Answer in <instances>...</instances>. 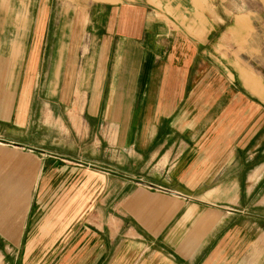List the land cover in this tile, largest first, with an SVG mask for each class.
Here are the masks:
<instances>
[{"label":"crops","instance_id":"obj_1","mask_svg":"<svg viewBox=\"0 0 264 264\" xmlns=\"http://www.w3.org/2000/svg\"><path fill=\"white\" fill-rule=\"evenodd\" d=\"M189 7L0 0V264H264V77Z\"/></svg>","mask_w":264,"mask_h":264},{"label":"rangeland","instance_id":"obj_2","mask_svg":"<svg viewBox=\"0 0 264 264\" xmlns=\"http://www.w3.org/2000/svg\"><path fill=\"white\" fill-rule=\"evenodd\" d=\"M166 1L171 4L183 0ZM175 10L182 17L188 15L199 18L206 13L209 49L220 48L217 55L229 62L236 71L240 70L242 76H247L248 86L252 92L255 95L263 93L252 85H256L257 82L260 85L264 77V0H193V7L184 12L177 8L174 10L168 8L162 14L167 17L168 14L175 13ZM186 19L191 23L182 24L184 27L191 31L200 30V24ZM113 131L111 127L107 132L108 144L111 145H114V140L111 139ZM73 140L77 141L76 150L82 147L79 138L74 137ZM262 229L258 226L261 233L259 238H264ZM259 246L263 252L264 243H259ZM262 261L264 263V260Z\"/></svg>","mask_w":264,"mask_h":264}]
</instances>
